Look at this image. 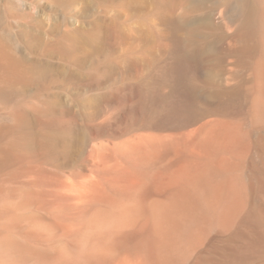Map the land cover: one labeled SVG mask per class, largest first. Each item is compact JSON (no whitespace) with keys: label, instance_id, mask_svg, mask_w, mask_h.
Returning a JSON list of instances; mask_svg holds the SVG:
<instances>
[{"label":"bare ground","instance_id":"1","mask_svg":"<svg viewBox=\"0 0 264 264\" xmlns=\"http://www.w3.org/2000/svg\"><path fill=\"white\" fill-rule=\"evenodd\" d=\"M179 1L153 68L0 88V264H264V0Z\"/></svg>","mask_w":264,"mask_h":264},{"label":"rangeland","instance_id":"2","mask_svg":"<svg viewBox=\"0 0 264 264\" xmlns=\"http://www.w3.org/2000/svg\"><path fill=\"white\" fill-rule=\"evenodd\" d=\"M171 1L0 0V88L21 83L14 73L37 74L25 84L63 90L66 99L94 72L153 68L163 53L164 15L180 8Z\"/></svg>","mask_w":264,"mask_h":264}]
</instances>
